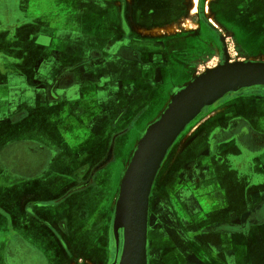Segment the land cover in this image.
Instances as JSON below:
<instances>
[{"label":"crops","instance_id":"obj_1","mask_svg":"<svg viewBox=\"0 0 264 264\" xmlns=\"http://www.w3.org/2000/svg\"><path fill=\"white\" fill-rule=\"evenodd\" d=\"M255 1L261 3L264 13V0H251L250 4ZM97 2L100 10L95 9L96 0H19L18 26L12 31L0 16V61L4 64L0 69L7 74L0 77V147L6 142L14 145L7 159L0 152V264H40L43 258L48 264H66L71 251L76 255L83 252L81 245L87 235L92 249L98 250L104 208L95 209L90 217L89 191L58 205L48 203L86 178L89 167L102 159L116 133L124 130L116 145H125L129 130L165 93V103L153 122L178 90L205 72L200 71L201 66L192 69L189 61L179 62L183 54L192 59L196 53L194 43L185 36L189 23L193 24L187 13L175 17L168 12L159 14L166 18L160 26H153V18L141 11L129 13L133 37L123 39L113 1ZM204 35L200 30L193 38L200 40ZM29 39L32 47L26 42ZM50 64L55 66L52 74ZM77 64L82 66L73 70L71 78L58 81L54 95L50 94L47 88L60 70ZM177 77L183 81L164 92L165 81ZM237 93L227 94L204 112L205 108L193 128L181 134L154 186L163 185L185 225L211 228L209 233L202 232L198 252L193 254L199 264H221L220 259L227 258L231 243L216 250L212 225L226 216L238 220V212L264 203L262 149L255 153L260 156H242L243 149L257 150L264 144L257 140L264 133V106L250 96H228ZM19 144L45 147L54 156L40 166L31 155L20 171L3 172ZM192 158L193 163L186 166ZM166 163L165 177L158 180ZM156 196L162 208L163 197ZM110 202L109 198L107 207ZM112 202L114 227L117 199ZM153 213L149 204V225L155 221Z\"/></svg>","mask_w":264,"mask_h":264},{"label":"flooded vegetation","instance_id":"obj_2","mask_svg":"<svg viewBox=\"0 0 264 264\" xmlns=\"http://www.w3.org/2000/svg\"><path fill=\"white\" fill-rule=\"evenodd\" d=\"M112 1L120 14V28L123 34L122 38L130 39L133 37V31L127 21V15L129 13L136 15L138 11H141L143 15L147 16L148 14H145L144 9L139 10L140 8L144 7L145 1ZM159 1L161 4H163V6L165 5V7H163V9L160 11L161 13L168 12L170 15L175 17L177 14L184 12L185 14L187 13L186 15L191 17L190 19L193 21V24L199 23V27L194 24L195 28H185L188 32L185 34V36L189 37L190 41L194 43L195 48L192 50H195L196 53L192 59L186 58L187 55L183 54V57L179 58L180 63L189 61L191 68L197 70L196 68L202 66L203 64L210 63L213 57L218 59V64L222 63L226 59V51H228L227 57H229V61H231L232 54L230 47L232 46L238 52V57L245 58L244 61L264 62V54L261 51L262 49L264 51V13L262 12L261 3L257 4L255 1V3L251 5V0H211L209 3L210 10H206L203 4L204 0H198L196 13L194 15H190V12L187 10V3H190L191 0ZM247 1L248 3H245ZM18 3L19 0H0V16L2 15L4 17V20L2 21L5 23L6 27L11 29V31L14 29V27L18 26L17 22L19 20H16L18 18L15 15V13L17 14L18 11ZM243 3L244 5H242ZM158 8L155 10L149 9V16H151V14L153 15V13H155L154 11L158 13ZM219 16L222 18V22L219 21ZM200 30L201 32H206L207 36L204 35V38L200 40H196V38L194 39L193 35L199 33ZM244 31L246 32V35H249L247 31H250L252 35L257 37V40L254 38L251 39L248 36L246 39L243 38V34H245ZM134 39L140 38L134 37ZM258 48L260 49L259 52L262 54L256 52ZM7 61L10 62L12 60L7 58ZM1 64H3V62L0 61V65ZM81 66L82 65L77 64L74 67L69 66L61 69L55 81L48 86V92L54 95L53 92L56 86L59 85L58 81H60L62 78H71L73 76V70L78 67L80 68ZM54 69L55 66L50 64V74H52ZM35 72H37V70H35ZM3 75H7L6 70L3 73L2 69H0V77ZM236 95L256 98L255 101L258 104L262 103L264 106V86L242 89L238 91L237 94H231L228 96L232 97ZM209 109L210 108H206L204 112ZM23 115L24 114H20V118H23ZM197 121L198 119L188 125L184 131V135L193 128V124H195ZM0 133H3L1 129ZM124 133V130H122L113 136L109 147L105 152V155L101 160L89 167L85 179H83L81 182H78L76 186L66 191L64 195L55 202L48 203L49 205H58L63 201H69L74 195L80 192L89 191L90 194L88 198V208L90 217L95 212V209L99 208L100 206L104 208L101 213L104 217V226L103 231L99 236V239H101V242H99V249H92L91 237L90 235H87L83 238L84 242H82L81 245L83 252H80L81 254L76 255L71 251L70 256L66 257V264H71L70 261H73L72 264L119 263L123 246L122 231L119 232L120 243L118 248L113 232V215L112 212H108V207L106 206L109 199L107 195V188L109 186L110 180L108 175L102 176V174L103 170L115 160L117 146L116 141L117 138L122 136ZM258 136L259 137L257 140L263 142L264 133H260ZM13 146L10 144V142H6L2 147H0V152L2 153L1 157L3 159H7L9 157L6 155H9L8 151ZM18 146L20 147L18 152L10 155L12 160L9 162H5L4 160L5 169L3 172L13 173L16 169L20 171V165L23 164L25 158L31 159L32 157H35L36 163L41 166V164H43L46 159L54 156L51 154L52 151H49V149L46 150V148L42 146H38L37 149L24 144H19ZM260 149H262L261 154H264L263 144V146L257 148V150L243 149L242 156L245 159L247 157H254L257 155L255 153L259 152ZM171 150L172 149H170L168 153H170ZM257 156L260 155L258 154ZM192 160L193 158L185 165L188 166V164L193 163ZM167 164L168 163H166V167L162 172L163 174H161L158 180L165 177L164 173L167 170ZM252 166L249 164L248 168L252 169ZM159 184L160 182H158L156 188L153 186L150 196V214L151 212H154L152 215H154L155 221H152V224L150 225L148 222L147 264H199L195 259H193V254L198 252V247L200 246L198 242L202 236V232L204 231L205 233H209L211 228L208 227L205 230H200V228L195 224L185 225L177 216L178 213L174 207L175 204L171 201L167 192H165V188L162 184ZM157 194H161L163 197L164 202L162 204V208L158 206V199L156 200ZM117 196H115V201ZM75 205V203L72 204V206ZM168 206L171 207L172 211L169 210ZM263 209L264 203H259L242 213L235 210L236 213H239L238 220L230 219L229 217L231 216H226V221L224 220L221 223L212 225V244L215 246L216 250L218 249L220 252L224 246H229L231 243L230 247L226 248L227 258L224 259V262L220 259L221 264H264ZM72 232L75 231L72 230ZM228 241L230 243L226 245ZM62 244L64 247L66 246L64 241ZM213 253L214 252L212 249V255ZM177 256H179L178 259H176ZM40 261V264L49 263L48 260L44 258Z\"/></svg>","mask_w":264,"mask_h":264},{"label":"water","instance_id":"obj_3","mask_svg":"<svg viewBox=\"0 0 264 264\" xmlns=\"http://www.w3.org/2000/svg\"><path fill=\"white\" fill-rule=\"evenodd\" d=\"M206 69L178 90L160 117L138 142L119 189L115 207L114 236L122 253L118 264H147L150 196L172 146L203 110L229 93L264 86V62L229 61Z\"/></svg>","mask_w":264,"mask_h":264},{"label":"rangeland","instance_id":"obj_4","mask_svg":"<svg viewBox=\"0 0 264 264\" xmlns=\"http://www.w3.org/2000/svg\"><path fill=\"white\" fill-rule=\"evenodd\" d=\"M144 7L140 8L139 10L144 9L145 10V14H148V17L153 18V26H160L161 24L164 23V21H166V18L160 16L159 14H162L160 11L163 9V7H165V5L163 6V4H161V2L159 0H144ZM211 0H204L203 4H204V8L206 10H210V3ZM202 4V5H203ZM198 6V5H197ZM159 7V8H158ZM158 8V13L156 11H154L155 13H153V15L151 14V16H149V9H156ZM95 9H99L100 10V6L96 0V5H95ZM187 10L189 12L192 11H197V9H195V2L193 0L190 1V3H187ZM1 14V11H0ZM219 21L222 22V18L219 16ZM1 20V19H0ZM193 27L192 23H189L188 28ZM248 30V29H246ZM249 33V35H246V32L244 31L245 34H243V38H247V36L249 38H254L255 40H257V37L252 35L250 31H247ZM23 31L19 34V36H22ZM26 42L28 43L29 46L32 47V39L26 40ZM36 42V40H34V43ZM230 51H231V62H238V61H244L245 58L244 57H238L237 56V51L234 49V47H230ZM259 48L257 49L256 52H259ZM262 53L264 54L263 49L261 50ZM261 53V54H262ZM5 54V53H4ZM7 55V52L6 54ZM15 55H17L15 53ZM18 56V55H17ZM19 57V56H18ZM225 62V60L222 63L219 64H223ZM218 64V59H215L214 57L212 58V61L210 63L207 64H203L201 66V72L206 70L207 68H214L216 67ZM183 81V77H177V78H173L172 80H166L164 85L162 86V89L164 92H169L172 85L178 84L180 82ZM166 94V93H165ZM165 94L164 97L161 101H159L158 105L154 106L153 108H151V110H149L144 116L143 118L140 120V122L138 124H136V126L132 129L129 130V132L126 134V139H125V145L124 143L120 144L117 143L116 146V154H115V160L113 162H111L104 170L103 172L106 174V176H110L112 173L114 174L112 179L110 180L109 186L107 188V195L110 198V206L108 207V212H112V201H114L115 196H117L119 189H120V185H121V180L123 177V174L126 170V167L128 165L129 160L131 159L132 156V152L134 150L135 144L139 141V139L141 138V136L143 135L144 130L146 129V127L148 126V124H150L151 122H153L157 116L159 115L163 104L165 103ZM36 149L38 148V146L35 147ZM103 173V174H104Z\"/></svg>","mask_w":264,"mask_h":264},{"label":"bare ground","instance_id":"obj_5","mask_svg":"<svg viewBox=\"0 0 264 264\" xmlns=\"http://www.w3.org/2000/svg\"><path fill=\"white\" fill-rule=\"evenodd\" d=\"M194 2H195V9H197L198 0H194Z\"/></svg>","mask_w":264,"mask_h":264}]
</instances>
